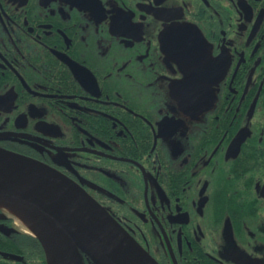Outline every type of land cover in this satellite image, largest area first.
Segmentation results:
<instances>
[{
  "label": "flooded vegetation",
  "instance_id": "obj_1",
  "mask_svg": "<svg viewBox=\"0 0 264 264\" xmlns=\"http://www.w3.org/2000/svg\"><path fill=\"white\" fill-rule=\"evenodd\" d=\"M0 149L159 264H264V0H0ZM33 226L0 206V264H48Z\"/></svg>",
  "mask_w": 264,
  "mask_h": 264
},
{
  "label": "water",
  "instance_id": "obj_2",
  "mask_svg": "<svg viewBox=\"0 0 264 264\" xmlns=\"http://www.w3.org/2000/svg\"><path fill=\"white\" fill-rule=\"evenodd\" d=\"M28 215L48 264H159L96 201L61 173L0 149V206Z\"/></svg>",
  "mask_w": 264,
  "mask_h": 264
},
{
  "label": "bare ground",
  "instance_id": "obj_3",
  "mask_svg": "<svg viewBox=\"0 0 264 264\" xmlns=\"http://www.w3.org/2000/svg\"><path fill=\"white\" fill-rule=\"evenodd\" d=\"M2 205L5 207V208H12L11 206L5 204V203H2Z\"/></svg>",
  "mask_w": 264,
  "mask_h": 264
}]
</instances>
